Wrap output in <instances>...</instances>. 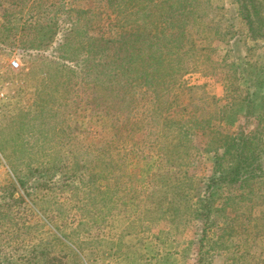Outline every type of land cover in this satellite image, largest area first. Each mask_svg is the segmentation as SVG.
<instances>
[{"label":"rangeland","instance_id":"rangeland-1","mask_svg":"<svg viewBox=\"0 0 264 264\" xmlns=\"http://www.w3.org/2000/svg\"><path fill=\"white\" fill-rule=\"evenodd\" d=\"M43 1L0 0V264L8 257L14 261L16 249L32 243L49 250L46 264H198L209 239H224L231 225L226 247L204 252L200 262L225 264L238 253L234 243L239 242L250 247V260H264L261 176L233 184L217 180L210 187L207 217L192 215L198 204L204 209L194 196L181 219L142 216V207L152 205L145 193L163 189L168 177L182 174L190 193L203 194L212 173L219 177L213 161L223 136L248 140L254 132L264 147V37L250 35L237 2L197 0L188 28L195 30L204 20L217 23L219 32L197 38L187 70L164 92L154 113L160 117L133 109L132 131L117 138L122 115L105 111L100 84L83 68L91 56L86 36L113 35L129 29V23L107 29L99 0ZM73 7L81 11L75 14ZM73 21L77 32L62 45ZM202 45L213 48L202 50ZM75 50L80 55L71 58ZM11 58L18 59L17 69L10 68ZM248 86L256 94L254 99L249 94L255 107L245 111L240 98ZM131 90L146 91L144 86ZM147 96L138 104L151 107ZM163 118L178 122L163 126ZM179 130L185 134L174 137ZM100 169L90 182L89 173ZM15 174L39 184L26 195ZM11 181L20 203L3 195Z\"/></svg>","mask_w":264,"mask_h":264},{"label":"trees","instance_id":"trees-1","mask_svg":"<svg viewBox=\"0 0 264 264\" xmlns=\"http://www.w3.org/2000/svg\"><path fill=\"white\" fill-rule=\"evenodd\" d=\"M54 1L51 4L55 5ZM60 1L58 0V5H62L63 2ZM99 1L108 17V23H106L107 29L111 27L112 29L117 28L116 26L120 22L124 24L129 23V29L119 30L113 35H87L88 50L91 51V56L86 60L85 67H83L88 70L87 74H91V79L95 83L100 84L102 92L98 96L106 102V104L102 105L103 108H106L105 111L113 112L114 110L122 115L120 123L115 126V135L118 138L123 132L132 131L129 115L133 117V109L140 111L143 108L141 112L148 115V117L149 114L160 117V113L157 115L154 113L162 102L164 92L172 88L176 83L175 80H178L179 76L187 70V62L191 61V55H194V51L197 50V38L203 41L204 32L213 30L214 33H218L219 29L217 23L211 24L209 21L204 20L202 23L199 22L195 30L188 28V25L194 22L191 19L197 6V0ZM235 1L238 4L237 10L239 15L241 14L242 20L247 24L250 35L255 38L264 37V0ZM92 2H90L91 7ZM91 7H86L85 11H90V15H95L96 11ZM44 10L46 11V6ZM80 11L79 7H73L75 14ZM134 13L140 14L138 17L133 18ZM75 24L73 21L69 33L62 36V45H67L71 38L74 37L73 34H76L78 26ZM46 33L44 31L43 35L45 36ZM201 48L202 50L206 49L204 45ZM211 48L206 50H211ZM69 54L71 58L80 55L76 50L74 52L70 51ZM206 59L209 60L210 55H207ZM210 64H212V60ZM212 65L211 70L213 71ZM245 70L242 68V72ZM234 72L235 70L233 69L229 75L225 74L224 78L228 76L225 83L231 80ZM209 74L211 75V72ZM229 85L230 83L227 84V86ZM143 86L146 91L136 92L131 90ZM249 86L246 88V94L240 98V104L244 106L245 111L252 110L255 107L249 94L252 93L253 99L256 94L254 91H250L251 88ZM123 87L127 89L122 90L121 88ZM138 94H140L139 98ZM145 94H151L150 98L147 96L148 100L152 102L151 107H147L144 103L138 104ZM223 107L225 108L224 112H226V105H223ZM142 122H144V119ZM160 122L164 126L166 124H175L178 121L163 118ZM184 134L185 131L179 130L174 134V137H180ZM218 135L219 133L217 132L214 136ZM254 135L253 132L250 139L240 141L229 140L226 136L222 137L221 135L223 142L219 145V148L222 147V150L215 151L216 155L213 161L214 171H218L219 177L215 178V173H212L205 185L203 194L198 193L197 196L190 193L187 179L182 174H178L173 178L168 177L166 181H163V189L161 187L149 189L145 193L147 200L152 205H144L142 207V216L145 219L149 218V220L159 218L170 220L181 219L189 213L190 199L194 196L196 199L198 198V202L203 203L204 209L198 204L192 215L204 218L210 212V201L212 200L210 187L212 184L219 183L217 180L233 184L237 181L243 182L248 178L257 176H261L264 179V147L257 142ZM214 136L209 142H216ZM105 146V144L100 146L102 151L105 150ZM211 148L215 149L217 146L215 145ZM166 161L169 165H176L169 162L167 157ZM93 172L89 173L90 182L93 181L95 176L100 174L101 169L96 170V173ZM124 175H126L125 170L119 176ZM114 178L116 181L117 177ZM15 179L18 186L23 189L26 195L30 194L29 190L33 185L39 184L38 181L26 183L22 177L16 176V174ZM120 180H117V182L119 183ZM10 183L11 185L9 186L8 184L4 188L5 190L2 189L4 190V197L8 196L17 202L18 200H22L20 195L17 198L13 196L12 192L18 186H16L14 181ZM137 196L138 192H136L135 197ZM123 200L125 201L126 197H123ZM133 204L137 205L138 201H135ZM200 209L201 211H199ZM226 229L228 231H226L224 239H209L204 251H199L198 264H203L200 260L203 259L204 252L209 253L215 247L216 249L226 247L224 241L229 238L230 232L232 234L233 227L231 225V227L228 226ZM234 245L237 247L238 253L230 255L228 257L229 261L226 258L225 264H264V260L262 259L250 260L246 257L250 251V247L246 242L234 243ZM48 252L49 250L46 247H41L39 243H32L30 246L18 247L16 252L13 253L16 255L14 261L10 260L9 257L4 258L3 261H5V264H46L45 261L47 257L49 258ZM44 256L46 259H44Z\"/></svg>","mask_w":264,"mask_h":264},{"label":"built area","instance_id":"built-area-1","mask_svg":"<svg viewBox=\"0 0 264 264\" xmlns=\"http://www.w3.org/2000/svg\"><path fill=\"white\" fill-rule=\"evenodd\" d=\"M8 64H9L10 68H12V69H17L19 67V61L17 58H11L8 61ZM2 98H3V91L0 89V101Z\"/></svg>","mask_w":264,"mask_h":264}]
</instances>
